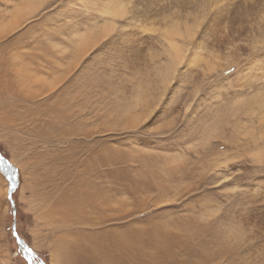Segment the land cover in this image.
<instances>
[{
    "label": "rangeland",
    "instance_id": "1",
    "mask_svg": "<svg viewBox=\"0 0 264 264\" xmlns=\"http://www.w3.org/2000/svg\"><path fill=\"white\" fill-rule=\"evenodd\" d=\"M0 152V264H264V0H0Z\"/></svg>",
    "mask_w": 264,
    "mask_h": 264
},
{
    "label": "bare ground",
    "instance_id": "2",
    "mask_svg": "<svg viewBox=\"0 0 264 264\" xmlns=\"http://www.w3.org/2000/svg\"><path fill=\"white\" fill-rule=\"evenodd\" d=\"M3 1H8V0H3ZM21 2L23 1V0H20ZM26 1V0H25ZM36 2V0H33V3H35ZM15 6V5H14ZM22 6H25V5H23L22 4ZM22 6H20V9H22L21 7ZM16 7V6H15ZM19 9V8H18ZM116 9H117V7L114 9V10H109V11H114L113 13H114V15H115V13H116V15H118V13L117 12H115L116 11ZM108 10V9H107ZM22 11V10H21ZM32 11H35V10H31L29 13L30 14H32L31 12ZM108 11V12H109ZM118 12H120V10L118 11ZM35 13V12H34ZM105 13V12H104ZM30 14H28L29 16H31L32 17V15H30ZM111 14H112V12H111ZM110 14V15H111ZM27 15V13H23V14H21V16L19 17V20L22 18V19H24V16H28ZM112 17V16H111ZM114 17H116V16H114ZM21 19V20H22ZM31 19V18H30ZM23 21V20H22ZM19 27V26H18ZM20 27H21V25H20ZM15 28V27H14ZM16 28H17V26H16ZM188 29V28H187ZM15 31V30H14ZM13 31V32H14ZM29 33V32H28ZM188 33V32H187ZM185 35V34H184ZM188 35H191V34H188ZM87 36V35H86ZM83 37H85V35L83 36ZM89 37V36H88ZM93 37V36H92ZM46 38V37H45ZM79 38H81V37H79ZM91 38V37H90ZM90 38L87 40V38L85 37L83 40H86V41H84L83 43H79L80 44V46L78 45V51H77V56L76 57H83V56H85L86 55V51L87 50H89L90 48H88L90 45H92L91 43H92V40H91V43H90ZM23 39V38H22ZM49 39V38H48ZM93 39H94V37H93ZM47 40V39H46ZM43 41H44V39H43ZM48 41V40H47ZM88 41H89V43H90V45H88L89 43H88ZM95 41V40H94ZM94 41H93V43H94ZM81 42V41H80ZM86 42V43H85ZM96 42V41H95ZM47 43V42H46ZM16 44V43H15ZM48 44H50L49 43V41H48ZM41 45V44H40ZM94 46V45H93ZM19 47V46H18ZM21 47V46H20ZM174 47V46H173ZM172 47V48H173ZM43 48V47H42ZM47 48V47H46ZM51 49H53V48H51ZM178 49V48H177ZM177 49L176 50H174L173 49V51H175V52H177V53H182L181 51H177ZM14 51H15V49H14ZM52 50H50V48H49V52L48 53H46V54H53V55H57L56 54V52L54 53V51H52ZM38 52V51H37ZM5 56V55H4ZM58 56V55H57ZM56 56V57H57ZM6 57V56H5ZM10 58H11V55L9 56ZM8 57V58H9ZM7 58V59H8ZM44 58V57H43ZM58 58V57H57ZM44 59H46V58H44ZM13 60V59H12ZM9 61V60H8ZM14 61V60H13ZM20 61V60H19ZM18 61V62H19ZM10 63L12 62V61H9ZM16 62H17V60H16ZM16 62H14V63H16ZM48 63V62H47ZM55 63V62H54ZM54 63H49V64H54ZM193 63V62H192ZM12 64H13V62H12ZM20 64H22L21 62H20ZM57 64V63H56ZM19 65V64H18ZM10 66V65H9ZM52 66V65H51ZM56 66V65H55ZM54 65H53V67H55ZM12 67V66H11ZM10 67V68H11ZM15 70V69H14ZM16 70H18L17 68H16ZM20 70V69H19ZM10 71H12V70H10ZM25 71L26 70H24L23 71V74L25 73ZM22 72V71H21ZM13 73V72H12ZM18 74H20V72H18ZM26 75H27V71H26ZM29 75V74H28ZM27 75V76H28ZM29 76H31V73H30V75ZM22 78V77H21ZM20 78V79H21ZM24 78H25V74H24ZM29 78V77H28ZM31 78V77H30ZM19 79V80H20ZM21 80H23V79H21ZM21 80H20V83H19V85L21 84ZM25 80V79H24ZM24 80H23V82H24ZM14 81H15V79H14ZM18 81V80H17ZM25 81H27V80H25ZM22 82V83H23ZM15 83V82H14ZM25 83V82H24ZM16 85V84H15ZM25 85H26V83H25ZM17 86V85H16ZM15 86V87H16ZM28 86V85H27ZM20 87V86H19ZM55 88V87H54ZM23 90L25 91V89L23 88ZM53 90V89H52ZM28 91V90H27ZM30 92H31V90H30ZM11 94V93H10ZM26 94V93H25ZM33 94V93H32ZM12 96V95H11ZM24 97V96H23ZM21 99V98H20ZM27 100V99H26ZM22 101H24V99L22 100ZM36 109V108H35ZM56 122V121H55ZM56 128H58V127H56ZM56 131V130H55ZM54 137V136H53ZM39 138V137H38ZM45 139H46V137H45ZM54 141V140H53ZM45 143V142H44ZM104 158V157H103ZM106 158H107V156H106ZM116 159V158H115ZM108 162V161H107ZM93 174V173H92ZM92 181V180H91ZM4 185V184H3ZM96 185V184H95ZM97 186V185H96ZM93 187V186H92ZM35 189V188H34ZM103 190V189H102ZM111 196V195H110ZM62 198V197H61ZM65 198V197H64ZM84 202V201H83ZM90 203H94V200L93 199H91V198H89L88 199V201L86 202V204H90ZM59 205H62V204H59ZM62 206H64V205H62ZM62 206H55V208H54V210H52V211H46V210H44V213L46 214V218L49 220V222H47L46 220V222H47V224H44V225H48V223H50V219H54V218H57V216H60V218H61V220H64V221H62L63 223V228L64 229H62V230H64V234H63V236H61V237H59V238H57L56 239V242H57V246L59 245V247H60V250L61 251H64V246H65V241L67 240L66 239V237H65V233L67 232V231H69V229H70V225L68 224V223H70L71 221H69V220H71L70 219V217H71V215H70V206L68 207V208H65V207H62ZM97 206V205H96ZM95 206V207H96ZM64 209V211H62L63 213L61 214L60 213V210L61 209ZM75 208V207H74ZM89 212H91V211H89ZM95 212V211H94ZM94 214V213H93ZM98 215V214H97ZM101 216V215H100ZM43 217V216H42ZM88 218V217H87ZM91 220V219H90ZM53 222V221H52ZM55 222V221H54ZM97 223H98V221H97ZM75 224V223H74ZM194 224V223H193ZM60 225V224H59ZM162 225H165V224H162ZM53 226V225H52ZM55 226V225H54ZM166 226V225H165ZM175 226V225H174ZM195 226V225H194ZM164 227V226H163ZM176 227V226H175ZM48 228V227H47ZM89 228V227H88ZM161 228V227H160ZM160 228H158V229H160ZM196 228V227H195ZM51 229H53V228H51ZM183 229V228H182ZM57 230V229H56ZM61 230V231H62ZM184 230H185V228H184ZM192 230V229H191ZM112 231H114V230H112ZM111 231V232H112ZM144 231V230H143ZM162 231H163V229H162ZM162 231H161V233H162ZM168 231V230H167ZM197 231V230H196ZM57 232V231H56ZM164 232V231H163ZM166 232V231H165ZM193 232V231H192ZM54 233V232H53ZM114 233V232H113ZM198 233V232H197ZM116 234V233H115ZM168 234H169V232H168ZM184 235H186V234H184ZM196 235V234H195ZM170 236V235H169ZM187 236H189L190 237V234L188 233L187 234ZM143 237V236H142ZM193 237H194V235H193ZM115 238H117V237H115ZM119 238V237H118ZM175 238H177V237H175ZM179 238V237H178ZM113 239V238H112ZM182 239V238H181ZM183 240V239H182ZM69 241V240H68ZM114 241V240H113ZM174 241V245H176L177 243H179V245H177V246H181L182 245V243H180V242H178L177 240L175 241V240H173ZM205 241H207V240H205ZM204 241V242H205ZM81 242V241H80ZM116 242V241H115ZM152 243L149 245L151 248H153V250H154V252L155 253H158L157 251H159L160 250V248H161V250L163 251V252H165V253H168V251H169V248L167 247V246H164V248H162V246H161V243L160 242H153V241H151ZM172 242V241H171ZM184 242V241H183ZM191 242H192V240H191ZM195 242H197V240L195 241ZM199 242V241H198ZM203 243V242H202ZM209 243V242H208ZM184 244V243H183ZM193 244V243H192ZM210 244V243H209ZM87 245V244H86ZM167 245V244H166ZM194 245V244H193ZM200 246H201V244H199ZM206 245V244H205ZM71 246V245H70ZM88 246V245H87ZM118 246H119V248L120 249H122V250H124V251H128L130 248H132L133 249V252H131V253H133V254H136V255H140V254H142L143 255V251H142V246L140 245V247L138 246V245H136V243L135 242H130V241H128L127 239H125L124 237H122V236H120V238H119V242H118ZM121 246H123V247H121ZM78 247H80V246H78ZM83 247H85V246H83ZM183 248H184V246H182ZM189 247V246H188ZM195 247V246H194ZM202 247V246H201ZM207 247H209V246H207ZM63 248V249H62ZM71 248V247H70ZM86 248V247H85ZM84 248V249H85ZM91 248V247H90ZM180 248V247H179ZM182 248V249H183ZM66 249V248H65ZM84 249L82 250V251H84ZM93 249V248H92ZM190 249V248H189ZM192 249V248H191ZM197 249V248H196ZM203 249L204 250H206L207 248H204L203 247ZM90 250V249H89ZM55 251H57V250H55ZM54 251V252H55ZM81 251V252H82ZM86 251V250H85ZM135 251V252H134ZM190 251V250H189ZM198 251V252H197ZM197 251H195V249L192 251L193 252V254L192 253H190L189 255L190 256H194V257H197L196 259H192V260H188V259H186V260H184L181 264H208L212 259H213V257L215 258V257H218V255H220L221 253L220 252H214V255L213 256H211V255H209L208 253H206V259H204V258H200V257H198V255L200 254L201 255V253H202V250L201 251H199L198 249H197ZM214 251V250H213ZM65 252H66V250H65ZM88 252V251H87ZM150 252H152V251H150ZM56 253V252H55ZM92 253V252H91ZM153 253V252H152ZM198 254V255H195V254ZM83 254V253H82ZM125 254V253H124ZM65 255V254H64ZM86 254L84 253V256H85ZM123 255V254H122ZM127 255H128V253H127ZM152 256L154 255V254H151ZM167 255V254H166ZM60 256V255H59ZM66 257V256H65ZM158 257V256H157ZM156 257V258H157ZM60 258V257H59ZM69 258V257H68ZM77 258H78V256H77ZM155 258V257H154ZM56 259V258H55ZM144 259V258H143ZM87 260V259H86ZM109 260H110V258H109ZM131 260H133V259H131ZM149 260H151V259H149ZM163 260V259H162ZM148 261V260H147ZM152 261V260H151ZM85 262V261H84ZM61 264H74L73 263V260H71V261H69V260H63L62 262H61ZM153 264V263H152ZM157 264V263H156Z\"/></svg>",
    "mask_w": 264,
    "mask_h": 264
},
{
    "label": "water",
    "instance_id": "3",
    "mask_svg": "<svg viewBox=\"0 0 264 264\" xmlns=\"http://www.w3.org/2000/svg\"><path fill=\"white\" fill-rule=\"evenodd\" d=\"M0 170L10 183L9 187V200L12 204V207L15 208V202L13 200V194L16 192L19 186V174L17 169L11 164V162L3 156L0 152ZM14 235L16 237L20 251L25 256L29 264H37L38 256L30 248L25 241L21 240L17 235L16 228H14Z\"/></svg>",
    "mask_w": 264,
    "mask_h": 264
}]
</instances>
